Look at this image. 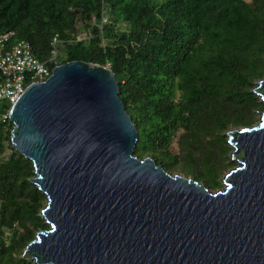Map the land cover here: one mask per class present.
Segmentation results:
<instances>
[{
	"label": "water",
	"instance_id": "95a60500",
	"mask_svg": "<svg viewBox=\"0 0 264 264\" xmlns=\"http://www.w3.org/2000/svg\"><path fill=\"white\" fill-rule=\"evenodd\" d=\"M115 72L59 63L27 85L9 111L11 147L48 223L23 250L36 264H264V110L231 129L236 165L211 191L134 155L138 131ZM253 92L264 103V77Z\"/></svg>",
	"mask_w": 264,
	"mask_h": 264
},
{
	"label": "trees",
	"instance_id": "16d2710c",
	"mask_svg": "<svg viewBox=\"0 0 264 264\" xmlns=\"http://www.w3.org/2000/svg\"><path fill=\"white\" fill-rule=\"evenodd\" d=\"M6 32L5 47L28 41L50 70L109 64L138 131L134 155L211 191L235 163L227 132L254 125L264 108L253 92L264 77V0H0ZM12 127L0 119V264H36L22 253L49 227L47 198L29 179L32 160L11 147Z\"/></svg>",
	"mask_w": 264,
	"mask_h": 264
},
{
	"label": "built area",
	"instance_id": "2783aa9c",
	"mask_svg": "<svg viewBox=\"0 0 264 264\" xmlns=\"http://www.w3.org/2000/svg\"><path fill=\"white\" fill-rule=\"evenodd\" d=\"M108 21V15L102 14V23ZM12 32L0 34V119L9 120V111L12 104L25 90L28 84L45 80L51 73L47 61L35 57L28 41H19L7 45ZM51 59H56L60 43L57 34L52 37Z\"/></svg>",
	"mask_w": 264,
	"mask_h": 264
},
{
	"label": "rangeland",
	"instance_id": "374dc122",
	"mask_svg": "<svg viewBox=\"0 0 264 264\" xmlns=\"http://www.w3.org/2000/svg\"><path fill=\"white\" fill-rule=\"evenodd\" d=\"M82 36H83V33H80V34L78 35V37H82ZM52 60H54V59H52ZM260 80H261V79H260ZM256 84H257V81H256ZM258 97H259V96H258ZM259 98H260V97H259ZM263 110H264V108H263ZM261 112H262V111H261ZM260 114H261V113H260ZM258 119H259V117H258ZM257 121H258V120H257ZM257 121H256V122H257ZM256 122H255V123H256ZM255 123H254V124H255ZM227 136H228V134H227ZM230 145H231V144H230ZM231 146H232V145H231ZM233 149H234V147H232V150H231V152H230V156H231V154H233ZM235 165H236V162L234 163L233 167H234ZM233 167H231V168H233ZM231 168H230V169H231ZM230 169H229V170H230ZM229 170H228V171H229ZM228 171H227V172H228ZM223 177H224V176H223ZM223 177L221 178V180L223 179ZM220 188H222V186H221ZM40 215H41V214H40ZM24 249H25V248H24ZM30 260L34 261V260L31 259V258H30Z\"/></svg>",
	"mask_w": 264,
	"mask_h": 264
},
{
	"label": "clouds",
	"instance_id": "9594fccd",
	"mask_svg": "<svg viewBox=\"0 0 264 264\" xmlns=\"http://www.w3.org/2000/svg\"><path fill=\"white\" fill-rule=\"evenodd\" d=\"M56 65H57V64H56ZM104 66H106V67H109V68H110L109 64H106V65H104Z\"/></svg>",
	"mask_w": 264,
	"mask_h": 264
}]
</instances>
